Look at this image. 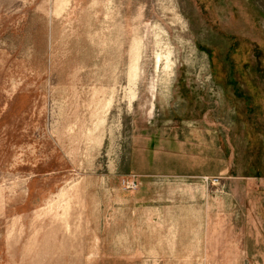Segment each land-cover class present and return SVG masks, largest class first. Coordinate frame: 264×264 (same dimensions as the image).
I'll list each match as a JSON object with an SVG mask.
<instances>
[{
	"label": "rangeland",
	"instance_id": "374dc122",
	"mask_svg": "<svg viewBox=\"0 0 264 264\" xmlns=\"http://www.w3.org/2000/svg\"><path fill=\"white\" fill-rule=\"evenodd\" d=\"M0 264H264V0H0Z\"/></svg>",
	"mask_w": 264,
	"mask_h": 264
},
{
	"label": "crops",
	"instance_id": "0c3cea01",
	"mask_svg": "<svg viewBox=\"0 0 264 264\" xmlns=\"http://www.w3.org/2000/svg\"><path fill=\"white\" fill-rule=\"evenodd\" d=\"M165 176V175H164Z\"/></svg>",
	"mask_w": 264,
	"mask_h": 264
}]
</instances>
